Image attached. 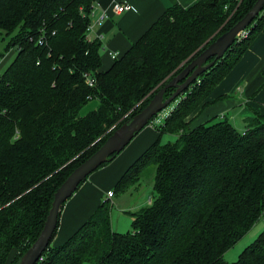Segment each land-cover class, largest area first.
Masks as SVG:
<instances>
[{"label":"trees","instance_id":"16d2710c","mask_svg":"<svg viewBox=\"0 0 264 264\" xmlns=\"http://www.w3.org/2000/svg\"><path fill=\"white\" fill-rule=\"evenodd\" d=\"M254 2L174 4L102 71L100 44L86 37L92 0H0L5 50L16 47L0 73V264L12 250L15 264L36 239L66 176ZM246 30L156 127L176 139L153 142L117 180L113 193H123L151 167L152 200L128 211L130 230L111 228L103 201L35 264H264V229L237 260L223 259L264 216V118H246L242 131L225 117L187 120L264 31V7ZM90 99L98 104L82 115Z\"/></svg>","mask_w":264,"mask_h":264},{"label":"crops","instance_id":"0c3cea01","mask_svg":"<svg viewBox=\"0 0 264 264\" xmlns=\"http://www.w3.org/2000/svg\"><path fill=\"white\" fill-rule=\"evenodd\" d=\"M197 1L199 0H92L88 24L90 27L86 31V37L100 44V70L110 68L114 60L136 43L168 7L174 4L189 7ZM116 2H126L130 8L115 13L111 7ZM102 12L106 16L98 20ZM205 101L208 102L203 107L200 104L188 116L190 127L219 116L227 118L239 129L230 117H242L244 128L246 118L257 114L264 118V31L254 36L241 57L213 87ZM96 105L95 101H91L87 110H93ZM164 119L165 116L161 122L158 119V123L162 125ZM159 124L149 123L143 127L113 159L91 172L77 187L61 207L57 229L50 242L52 246L59 245L70 237L103 201H108L111 206L110 224L114 231L122 232L119 224L122 215L125 223H128L126 227H130L131 216L128 211L148 205L152 200V191L144 202L137 198L144 190L142 183L123 193H113L111 197L107 194L109 191L113 192L117 180L136 158L153 142L159 141L161 133L156 128ZM116 206L119 211H116ZM13 256L14 250L9 253L6 264L10 263Z\"/></svg>","mask_w":264,"mask_h":264},{"label":"water","instance_id":"95a60500","mask_svg":"<svg viewBox=\"0 0 264 264\" xmlns=\"http://www.w3.org/2000/svg\"><path fill=\"white\" fill-rule=\"evenodd\" d=\"M263 7L264 0H255L251 8L237 22L199 51L179 72L157 89L137 113L115 128L92 154L66 176L53 194L39 235L15 264H35L55 234L62 205L80 183L102 163L111 160L112 154L119 153L155 115L172 103L217 59L221 58L234 43L237 35L252 22ZM168 88H174V91L169 96H165Z\"/></svg>","mask_w":264,"mask_h":264},{"label":"rangeland","instance_id":"374dc122","mask_svg":"<svg viewBox=\"0 0 264 264\" xmlns=\"http://www.w3.org/2000/svg\"><path fill=\"white\" fill-rule=\"evenodd\" d=\"M7 44H8V37L0 34V73H2V71L8 66V64L11 62L12 58L16 54V47L15 46H13V47L10 46L8 48V50H5ZM91 101H95L98 104L97 99H90L81 109V111H80L81 114H86L90 111V110H87V106L89 105V103ZM174 105H175V102L170 103L166 108L161 110L155 116V118L153 120L159 119V121L161 122V119L164 118V116H166L168 114V112L170 111V109ZM216 119H221V118L219 116H216V117H213L212 120H216ZM230 119L233 121L234 124H236L238 126L239 130L242 131L244 129V126L241 122L242 117L234 118V116H232V117H230ZM157 120L154 121V123H153L154 125L160 123V122L158 123ZM175 139H176V135L171 134V133H164V134H161V137L159 138V142H160V144H164L167 142H172ZM150 168L151 167L149 165L147 167V169L144 171L145 175L143 177H140V180H139L142 182V184H141L142 190L144 189L142 191V193L137 197L138 199L141 198L140 202H144L146 200V198L148 197V195L150 194V191L153 190V188H152V176H153V174H152ZM148 181H149V183H148ZM112 196H113V194H112ZM116 211H119V208L117 206H116ZM124 215H127V214H124ZM119 224H120V227H121L120 229L122 232H126V231L130 230L131 225H130V227L129 226L126 227L128 225V223L127 222L125 223L123 215L121 216V219L119 220ZM127 228H129V229L126 230ZM263 229H264V216H261L258 219V221L235 244H233V246H231V248H229L223 254V259H225L228 262H233V261L237 260L239 253L244 249V247L247 246L249 243H251ZM83 264H90V263L85 262Z\"/></svg>","mask_w":264,"mask_h":264},{"label":"built area","instance_id":"2783aa9c","mask_svg":"<svg viewBox=\"0 0 264 264\" xmlns=\"http://www.w3.org/2000/svg\"><path fill=\"white\" fill-rule=\"evenodd\" d=\"M112 10L115 12V13H120V12H123V11H125V10H128L129 8H130V5L129 4H127L126 2H122V3H118V2H116L115 4H113L112 5ZM106 15H105V12H102L100 15H99V19L98 20H100V19H103L104 17H105ZM89 27H90V25H88V27H87V30H89ZM246 34H247V30H246V28L244 29V30H242L238 35H237V37H236V39H241V38H243L244 36H246ZM39 42H40V39H39ZM89 83H91V82H89ZM155 118V116L150 120V123H154V121H156V120H153ZM158 121V120H157ZM112 192L111 191H109L108 192V197H111L112 196Z\"/></svg>","mask_w":264,"mask_h":264}]
</instances>
